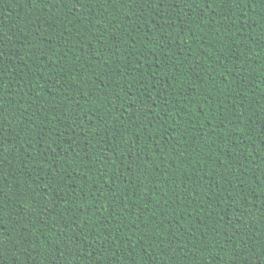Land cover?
I'll return each instance as SVG.
<instances>
[{
  "label": "trees",
  "instance_id": "1",
  "mask_svg": "<svg viewBox=\"0 0 264 264\" xmlns=\"http://www.w3.org/2000/svg\"><path fill=\"white\" fill-rule=\"evenodd\" d=\"M264 264V0H0V264Z\"/></svg>",
  "mask_w": 264,
  "mask_h": 264
},
{
  "label": "snow or ice",
  "instance_id": "2",
  "mask_svg": "<svg viewBox=\"0 0 264 264\" xmlns=\"http://www.w3.org/2000/svg\"><path fill=\"white\" fill-rule=\"evenodd\" d=\"M256 264H260V262H259V261H257V262H256Z\"/></svg>",
  "mask_w": 264,
  "mask_h": 264
}]
</instances>
